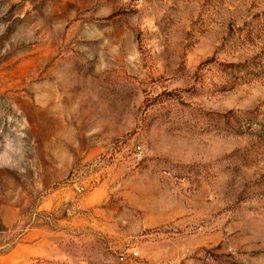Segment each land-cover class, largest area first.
I'll return each mask as SVG.
<instances>
[{
	"label": "rangeland",
	"instance_id": "374dc122",
	"mask_svg": "<svg viewBox=\"0 0 264 264\" xmlns=\"http://www.w3.org/2000/svg\"><path fill=\"white\" fill-rule=\"evenodd\" d=\"M0 264H264V0H0Z\"/></svg>",
	"mask_w": 264,
	"mask_h": 264
}]
</instances>
